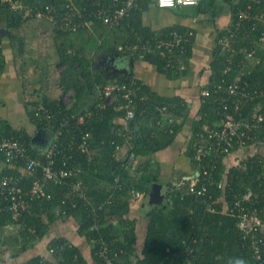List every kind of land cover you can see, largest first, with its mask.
<instances>
[{
	"label": "trees",
	"instance_id": "obj_1",
	"mask_svg": "<svg viewBox=\"0 0 264 264\" xmlns=\"http://www.w3.org/2000/svg\"><path fill=\"white\" fill-rule=\"evenodd\" d=\"M17 1L24 6L16 10L11 8L9 2L0 4V19H7V25L13 29L24 25L31 18H36L27 13V4L43 6L51 0ZM75 1L87 5L88 8L92 7V0ZM102 1L106 6H111V0ZM152 2L153 0H137L120 23L113 25L100 18L89 17L90 24L70 30L54 24L47 17L39 18L51 24L56 38L60 35L67 37L68 50L58 62V65H64L58 73L63 91L55 98L45 96L28 101L31 121L38 130H48L52 134L67 116L78 114L77 106L86 95L91 96L89 108L94 109L95 113L82 123L62 127L61 144L66 146L74 140L75 145L71 151L72 156H58L56 165L63 166L65 160L73 168L71 176L63 182H51L46 187V191L51 194L49 198L35 196L29 199L27 207L18 218H14L8 210L0 211V226L17 225L15 235L19 237V248L16 252L26 250L45 237L51 224L57 219L73 215L79 220V232L91 241L95 264H108L106 258L111 259V264H257L251 246L252 235L246 234L240 228L239 213L242 205L250 211H254L256 206L259 208L256 211L258 218L264 220V197L259 196V201L254 202H245L242 199L248 190L259 193L264 187V155L259 151L237 154L231 161H227V158L220 159L211 176L201 174L199 177L197 186L203 181L207 182L204 193L190 190L192 179L185 178L190 173L181 172L175 181L166 182L169 189L164 201L149 204L143 244L137 247L140 238L138 221L129 215L135 202L131 199V190H140L143 198L149 194L152 183L161 180L159 166L150 155L173 142L187 122L190 107L181 96H165L152 90L141 80L125 75L109 76L104 70L96 69L94 57L87 50L128 52L130 49L120 46L135 41L141 45L150 44L151 50L146 49L143 57L137 50L136 57L156 63L159 70L169 77L185 74L192 55L194 34L175 49L179 61L185 64V68L179 71L177 65L168 64V52L164 47H158L157 42L162 30L176 28L188 34L190 28L172 25L153 29L144 24V12ZM216 2L217 0H200L194 4L195 11L206 12L211 8L214 10ZM228 4L234 18L240 3L228 0ZM262 7L264 8V0ZM92 27L96 31L101 30L97 34ZM255 32L245 39L240 37L238 45L250 44L252 37L256 36ZM79 33L88 35L78 41ZM18 35L20 38L19 33L12 34L13 38H18ZM213 55L212 72L204 87L208 91L201 95L198 116L192 121L191 136L186 149L195 170L199 169L196 148L198 131L214 125L221 116L235 119L249 117L255 110L264 112V50L257 51L245 67L247 74L244 78L248 80L247 88L251 93L239 101V94H230L227 90L228 83L239 71V55L230 63L227 60L229 53L222 51L218 45L214 47ZM2 65L1 55V68ZM114 79L120 82L134 81L138 87L134 96L135 116L129 120L127 130L131 134L128 139L131 146L124 158H118L115 154L118 144L126 142V137L119 131L124 128V123L116 121L117 116L126 114L127 100L123 91H117L111 102L96 98L97 84H105ZM218 84L222 86L218 87ZM69 88H74L76 94L71 106L62 99L63 93ZM87 89L89 92H86ZM39 103H44L53 110L54 118L50 124L35 115V107ZM163 104H169L165 113L161 110ZM85 130L91 131L89 152L80 147L81 135ZM11 132L21 133L29 152L44 160L43 152L38 149L32 133L24 127H14L0 118V135ZM261 134L264 135V131ZM132 152L135 153V160L129 164ZM238 161L244 166L238 167ZM19 167H24L22 160L4 168L19 176L25 189L31 186L35 177L42 174V165L37 166L33 173L24 174L18 170ZM182 178L184 184L177 187L176 182ZM81 191L84 192L83 195ZM237 199L240 200L239 204L236 203ZM260 235L264 236V230L257 231L256 237ZM49 245L54 247L55 260L38 254L23 264H90L79 247L64 236L53 237ZM103 247L107 248L104 254Z\"/></svg>",
	"mask_w": 264,
	"mask_h": 264
},
{
	"label": "built area",
	"instance_id": "obj_2",
	"mask_svg": "<svg viewBox=\"0 0 264 264\" xmlns=\"http://www.w3.org/2000/svg\"><path fill=\"white\" fill-rule=\"evenodd\" d=\"M9 2L13 10L23 7L21 2L17 0H0ZM86 1V0H85ZM200 0H156L159 7H175L189 4H197ZM92 7L87 5L78 4L75 0H51L43 6L28 5L26 10L29 15L36 18L47 17L54 24L65 26L66 29L77 30L78 28L90 24L89 17L100 18L105 23L113 25L118 24L120 21L131 11L137 3V0H111V6H106L102 0H92ZM239 6L235 12V17L231 20L228 27H225L219 32L216 39V45L220 46L222 51L229 53L227 57L228 62H232L238 55L239 71L234 78L228 83L227 90L230 94H239L238 101L250 94L247 88L248 80L244 77L247 74L246 66L248 61L257 54V51L264 49V8L262 7L263 0H236ZM256 31V32H255ZM255 32L256 36L252 37L250 44L238 45L240 37L246 38ZM192 31L188 34L182 33L176 28H169L160 32V38L157 42L158 47H164L168 52V64L177 65L179 71L185 68L184 62L179 61V56L176 54V47L189 40ZM2 46L0 41V47ZM130 50L139 51L141 57L144 56L145 50H151V45L140 44L138 42H131L125 46ZM129 50V51H130ZM2 49L0 48V56ZM249 65V64H248ZM1 66H0V79H1ZM241 78H243L241 80ZM223 80V79H222ZM61 84V83H60ZM222 84H218L221 87ZM63 88V85L61 84ZM135 82H120L116 79L110 80L105 84H97V99L110 102L114 100L116 92L122 90L126 102V114L123 116L124 128L119 131L126 137V141L131 138V134L127 132L129 120L135 116L136 103L134 96L137 91ZM204 88L202 93H207ZM75 90L73 88L67 90L64 101L71 106L74 101ZM35 115L40 120H45L47 124L54 118L53 110L44 103H39L35 107ZM169 109V104H163L161 110L165 113ZM95 113L94 109H86L84 113L72 114L67 116L60 122L59 127L53 131L49 146L43 150L44 160L40 157L32 155L27 147V143L21 133H5L0 135V211L8 210L12 213L14 218H18L22 211L27 207L29 199L35 196L50 197L51 194L46 191V187L51 182H63L66 178L70 177L73 173L71 168L64 160L63 166L57 167L56 160L58 156L70 158L71 151L74 148L75 141L72 140L66 146L61 144V133L63 126H73L74 124L82 123L87 117ZM74 119V122H72ZM125 129V130H124ZM264 112L255 110L252 114L241 116L238 118H229L221 116L217 122L209 127L198 131L196 133V148L199 169L191 176L190 190L197 193H204L207 188V182H201L197 186V182L201 174L212 175L217 163L220 159H226L229 155L240 148L248 147H264ZM91 131L85 130L81 135L80 147L83 151L89 152L91 149ZM125 143V142H124ZM129 144V142H128ZM121 145L118 144V147ZM131 145L129 144V147ZM68 152V154H66ZM261 152V151H259ZM264 155V150L261 152ZM2 155V157H1ZM22 160L24 168L28 173H33L37 166L42 165V174L33 179L29 188H24L19 176L7 171L4 167L11 166L15 161ZM135 153L132 152L129 156V164L134 162ZM238 167H243L244 164L240 161L237 162ZM189 179V176H185ZM184 184V179H179L176 186L180 187ZM80 188V186L78 185ZM83 195L84 192L81 191ZM133 201L141 197V191L132 188L131 190ZM264 197V187L257 193L252 189L248 190L243 200L259 201L258 197ZM109 202L111 199L108 200ZM240 200L237 199L236 203L239 204ZM255 206L254 211L246 209L245 205L240 208V221L239 226L246 234L251 233L253 242L251 243L253 249V256L257 264H264V236L256 237L257 231L264 230V220L258 218L256 211L259 210ZM53 248H51V251ZM107 248L103 247V254ZM108 264H111V259L106 258ZM44 264V263H42Z\"/></svg>",
	"mask_w": 264,
	"mask_h": 264
},
{
	"label": "crops",
	"instance_id": "obj_3",
	"mask_svg": "<svg viewBox=\"0 0 264 264\" xmlns=\"http://www.w3.org/2000/svg\"><path fill=\"white\" fill-rule=\"evenodd\" d=\"M227 1L226 4H228ZM216 10V8L214 10L211 8L206 12H196L195 6L187 9H183L182 6L165 8L159 7L156 0H153L150 7L145 10L144 24L153 29L179 25L190 28L189 31L193 32L192 55L189 59L188 69L185 74L179 76L169 77L165 72L159 70L156 63L138 58L136 55L130 62L128 52H110L103 49L97 52L87 50V53L93 56L94 60L109 54H115L121 62V66L128 70H122L115 74L111 69L102 68L107 75H125L131 79H138L162 95L181 96L187 101L190 107V115L183 128L179 130L172 143L150 155L159 166L160 182L175 181L181 172L196 173L186 153L191 136V124L193 119L198 116L202 90L212 72L211 62L214 57L213 49L216 46L217 35L219 30L228 27L233 19L230 7L217 10L218 12ZM7 24V19H0V29L4 28V33L0 32L3 57L0 79V118L14 127H24L34 136L38 129L29 117L27 104L33 98L58 97L63 91L58 80V73L64 65H58V62L62 54L65 56L67 53V37L60 35L56 38L51 24L39 18H31L23 23L24 25L14 27V29ZM91 29L97 34L101 30L96 31L94 27ZM15 32L20 34L21 39L19 35L18 38H13L12 34ZM77 35L79 37L78 41H81L88 33ZM75 45H77V42ZM67 90L62 95L64 103H66L64 96H66ZM86 92H89V90L87 89ZM85 97L77 106V113L90 107L91 96L86 95ZM116 121L124 123L123 116H117ZM42 137L44 139L39 138L40 140L38 139L36 143L41 151L49 146L51 136L48 130L42 132ZM128 148L129 144L126 141L118 148L115 153L116 156L124 158ZM263 150L264 147L241 148L229 155L227 161L233 160L237 154H246L252 151L262 152ZM18 170L23 174L27 172L24 167H19ZM190 174L185 176H190ZM147 196L143 198L141 196L133 202L129 214L130 217H134L138 221L140 238L137 247H141L143 244V236L146 231L145 225L148 221L146 212L149 206L147 207L146 204L149 205V203H146ZM78 227L79 220L73 215L59 218L51 224L45 237L38 240L33 246L18 253L16 251L19 248V237L15 235L17 225L6 224L0 226V264H23L38 254L55 260L53 257L54 247L49 245L50 240L55 236H64L69 239L79 247L88 263L95 264L92 257L91 241L79 232ZM51 248H53L52 251Z\"/></svg>",
	"mask_w": 264,
	"mask_h": 264
},
{
	"label": "water",
	"instance_id": "obj_4",
	"mask_svg": "<svg viewBox=\"0 0 264 264\" xmlns=\"http://www.w3.org/2000/svg\"><path fill=\"white\" fill-rule=\"evenodd\" d=\"M3 30H4V28H1L0 32L4 33ZM128 54H130V56L128 58H129V61L131 62L135 57V50L128 51ZM109 58L111 59L112 62L111 63L109 62L106 65V68L111 69L112 71L115 72V74H117L118 72H120L122 70L128 71L126 68L121 66V62L117 59L115 54L110 55ZM39 138L44 139L42 137V131L41 130H38V132L33 136V140L35 141V143L38 142L37 140ZM189 178H191V176H189ZM168 189H169L168 185L164 182H160V181L153 182L152 186H151V190L147 196V201L149 202V204L163 202L166 195H167ZM172 233L174 234V230H172Z\"/></svg>",
	"mask_w": 264,
	"mask_h": 264
},
{
	"label": "rangeland",
	"instance_id": "obj_5",
	"mask_svg": "<svg viewBox=\"0 0 264 264\" xmlns=\"http://www.w3.org/2000/svg\"><path fill=\"white\" fill-rule=\"evenodd\" d=\"M223 1V2H222ZM228 3V1H227ZM194 7V4H189V5H182V8L183 9H187V8H193ZM214 7L217 9V10H221V9H227L229 8L228 4H226V0H217L216 4L214 5ZM168 8H174V7H168ZM110 57V54L108 56H104L102 58H104L102 61L99 60L101 57H99L97 60H95L96 62V69H102L104 67H106V65L111 61V59L109 58ZM146 203H149L148 201H146ZM146 206L148 207L149 205L146 204ZM146 226V225H145Z\"/></svg>",
	"mask_w": 264,
	"mask_h": 264
},
{
	"label": "flooded vegetation",
	"instance_id": "obj_6",
	"mask_svg": "<svg viewBox=\"0 0 264 264\" xmlns=\"http://www.w3.org/2000/svg\"><path fill=\"white\" fill-rule=\"evenodd\" d=\"M103 59H104V58H102V57H101L99 60H101V61H102Z\"/></svg>",
	"mask_w": 264,
	"mask_h": 264
}]
</instances>
